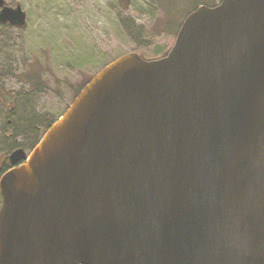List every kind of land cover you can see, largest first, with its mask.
I'll return each instance as SVG.
<instances>
[{
    "label": "water",
    "instance_id": "water-1",
    "mask_svg": "<svg viewBox=\"0 0 264 264\" xmlns=\"http://www.w3.org/2000/svg\"><path fill=\"white\" fill-rule=\"evenodd\" d=\"M67 107L0 174V264H264V0L197 6Z\"/></svg>",
    "mask_w": 264,
    "mask_h": 264
},
{
    "label": "rangeland",
    "instance_id": "rangeland-1",
    "mask_svg": "<svg viewBox=\"0 0 264 264\" xmlns=\"http://www.w3.org/2000/svg\"><path fill=\"white\" fill-rule=\"evenodd\" d=\"M168 1L5 0L22 8L26 24L0 23V162L19 146L29 153L110 61L169 51L179 23L204 0H174L170 12Z\"/></svg>",
    "mask_w": 264,
    "mask_h": 264
},
{
    "label": "trees",
    "instance_id": "trees-1",
    "mask_svg": "<svg viewBox=\"0 0 264 264\" xmlns=\"http://www.w3.org/2000/svg\"><path fill=\"white\" fill-rule=\"evenodd\" d=\"M180 2H182V0H179ZM219 0H204L202 3H200V4H206V5H208V6H215L216 5V3L218 2ZM169 3V4H168ZM168 3H166V4H168V8H165V11H168V12H170L171 10H172V7H176L178 4L174 1V0H170V1H168ZM160 5H162V2L160 3ZM197 5H199V4H197ZM197 5H195L194 6V8L197 6ZM163 8V7H162ZM193 8V9H194ZM192 9V10H193ZM167 12V13H168ZM168 14H170V13H168ZM171 20V19H170ZM168 24H169V22H168ZM170 26L171 25H169L168 27L170 28ZM179 26H180V23H179ZM179 26L177 27V28H179ZM87 82V81H86ZM84 86H82L77 92H76V94L83 88ZM76 94H75V96H76Z\"/></svg>",
    "mask_w": 264,
    "mask_h": 264
},
{
    "label": "flooded vegetation",
    "instance_id": "flooded-vegetation-1",
    "mask_svg": "<svg viewBox=\"0 0 264 264\" xmlns=\"http://www.w3.org/2000/svg\"><path fill=\"white\" fill-rule=\"evenodd\" d=\"M0 23H1V22H0ZM49 125H50V124H49ZM49 125H47V127H48ZM47 127H46V128H47ZM46 128H45V129H46ZM29 137H30V136H29ZM39 139H40V138H39ZM28 140H30V138H29ZM28 140H27V141H28ZM37 141H38V140H37ZM37 141H36V143H35L32 147H34V146L37 144ZM17 148H20V149L22 148V149H23L22 146H21V147L19 146V147H17ZM24 151H25V150H24ZM30 151H31V150H30ZM30 151H29V152H30ZM25 153H27V152H25ZM27 154H29V153H27ZM0 166H1L0 173L3 172L5 169H7V168H11V167H12V165L9 164V156H8L6 162H0Z\"/></svg>",
    "mask_w": 264,
    "mask_h": 264
}]
</instances>
